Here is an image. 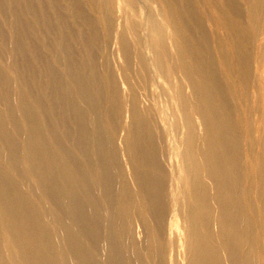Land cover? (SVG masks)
<instances>
[{
    "label": "bare ground",
    "instance_id": "obj_1",
    "mask_svg": "<svg viewBox=\"0 0 264 264\" xmlns=\"http://www.w3.org/2000/svg\"><path fill=\"white\" fill-rule=\"evenodd\" d=\"M0 264H264V0H0Z\"/></svg>",
    "mask_w": 264,
    "mask_h": 264
},
{
    "label": "rangeland",
    "instance_id": "obj_2",
    "mask_svg": "<svg viewBox=\"0 0 264 264\" xmlns=\"http://www.w3.org/2000/svg\"><path fill=\"white\" fill-rule=\"evenodd\" d=\"M45 65H46V64L43 63V66H45ZM42 68H43V67H42ZM41 75H42V78H43V77H44V73H41ZM43 80H45V78H43ZM48 94L52 96L51 92H48Z\"/></svg>",
    "mask_w": 264,
    "mask_h": 264
}]
</instances>
